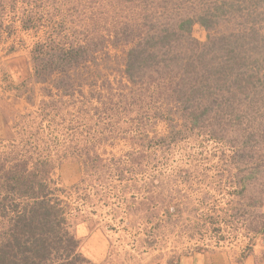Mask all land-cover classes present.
Returning <instances> with one entry per match:
<instances>
[{
	"label": "rangeland",
	"instance_id": "obj_1",
	"mask_svg": "<svg viewBox=\"0 0 264 264\" xmlns=\"http://www.w3.org/2000/svg\"><path fill=\"white\" fill-rule=\"evenodd\" d=\"M124 1L0 0V205L47 200L93 264L146 252L161 264L212 248L214 235L264 242V0H171L176 22L194 18L192 40L177 35L175 49L215 53L228 76L211 77L218 116L200 126L173 92L177 72L189 90L177 58L160 71L171 78L128 79L135 45L114 28ZM73 48L85 56L62 70L61 50ZM30 172L35 199L16 192L14 175L29 184ZM5 212L0 232L12 222Z\"/></svg>",
	"mask_w": 264,
	"mask_h": 264
},
{
	"label": "trees",
	"instance_id": "obj_2",
	"mask_svg": "<svg viewBox=\"0 0 264 264\" xmlns=\"http://www.w3.org/2000/svg\"><path fill=\"white\" fill-rule=\"evenodd\" d=\"M118 3L123 8L120 10L119 19L116 20L114 26V28L117 27L116 36L125 39L127 43L133 42L135 45V48L130 50L131 59L128 61L126 70L128 79L135 85L138 77H143L144 73L149 74V71H156L159 72L158 74L164 75L168 73L171 78L172 75L169 72L160 71L174 70L171 63L177 58V61L182 62L178 69L183 72V75L186 74L189 77L187 80L189 90H182L185 83L181 82L182 77L179 72L172 77L179 81L180 88L173 92H178L177 101L185 110L184 118L191 121L194 126H200L204 114L208 112H212V118L217 119L218 113L215 112V107L219 104V98L214 96L215 92L210 88L211 77L218 80L217 75H221L224 76L225 82H228L227 74L219 67L220 61L213 60L215 53L212 58L207 59L204 57V51L189 49V53L185 52L184 54L183 50L175 49L179 43L174 39L179 34L188 36L194 18L191 15L185 17L180 15L179 21L176 22L175 18L180 9L175 4L173 5L171 0H125L123 3ZM169 4L172 5L170 10H168ZM176 8L179 10L177 11ZM216 8L219 7L216 6ZM123 12H125L124 15ZM188 38L192 40L190 36ZM256 40L258 41V39ZM141 43H146L144 44L146 50L136 48ZM156 47L164 48L161 55H159L160 51L155 53ZM230 48L227 47V50L233 56H238L234 53V47ZM78 49L61 50L59 58L62 63L59 65L62 64V70L74 65L81 57L85 56V51ZM142 55L145 58H140ZM159 56L172 58L166 61L158 59ZM46 63L45 67L49 68L51 61ZM226 66L228 67V65ZM230 67L232 66L230 65ZM237 74H244L243 70L239 69ZM161 79L158 80V83L165 81ZM234 82L237 81L231 80L229 83L234 84ZM215 87L219 88L220 85L216 84ZM211 131L215 136H218L215 129ZM28 176L29 180L26 181L29 184H26L23 175H14L17 185L23 186L16 189V192H21L20 195L32 199L38 198L39 194L35 188L37 175L35 172H30ZM8 206L11 207L12 212L8 210ZM0 207L3 209L2 216L6 213L5 209H7V214L13 215L10 217L12 222L8 230L0 232V264H93L78 251L80 241L73 234L64 230L58 213L53 211V207L48 204L47 200L38 199L32 204L20 202L9 205L7 203Z\"/></svg>",
	"mask_w": 264,
	"mask_h": 264
},
{
	"label": "crops",
	"instance_id": "obj_3",
	"mask_svg": "<svg viewBox=\"0 0 264 264\" xmlns=\"http://www.w3.org/2000/svg\"><path fill=\"white\" fill-rule=\"evenodd\" d=\"M147 254L151 253L140 255L135 263L130 264H150L152 257ZM161 264H264V242L258 241L246 253L239 249H201L168 257Z\"/></svg>",
	"mask_w": 264,
	"mask_h": 264
},
{
	"label": "built area",
	"instance_id": "obj_4",
	"mask_svg": "<svg viewBox=\"0 0 264 264\" xmlns=\"http://www.w3.org/2000/svg\"><path fill=\"white\" fill-rule=\"evenodd\" d=\"M217 239L219 241H217ZM226 239H227L228 242L224 244L223 242L221 243V241H220L221 239L220 238H218L216 235H214V243H213L214 246L212 248H208V246H207V248L208 249H216V248L239 249L242 253H246L251 248H253L254 245H255L254 241H247L244 244L238 245V244H233V240L232 239H228V238H226ZM196 246L197 245H195L194 247L190 248L191 251H189L188 253L197 251L196 248H195ZM199 249H201V248H199Z\"/></svg>",
	"mask_w": 264,
	"mask_h": 264
}]
</instances>
